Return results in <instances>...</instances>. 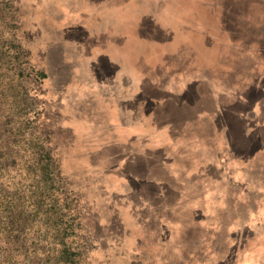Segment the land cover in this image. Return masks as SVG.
<instances>
[{"label":"rangeland","instance_id":"1","mask_svg":"<svg viewBox=\"0 0 264 264\" xmlns=\"http://www.w3.org/2000/svg\"><path fill=\"white\" fill-rule=\"evenodd\" d=\"M0 264H264V0H0Z\"/></svg>","mask_w":264,"mask_h":264}]
</instances>
